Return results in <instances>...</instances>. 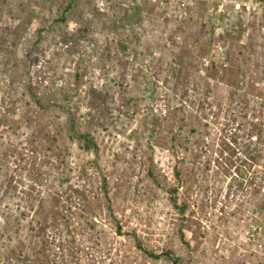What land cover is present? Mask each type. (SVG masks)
<instances>
[{
    "label": "rangeland",
    "instance_id": "374dc122",
    "mask_svg": "<svg viewBox=\"0 0 264 264\" xmlns=\"http://www.w3.org/2000/svg\"><path fill=\"white\" fill-rule=\"evenodd\" d=\"M0 264H264V0H0Z\"/></svg>",
    "mask_w": 264,
    "mask_h": 264
},
{
    "label": "trees",
    "instance_id": "16d2710c",
    "mask_svg": "<svg viewBox=\"0 0 264 264\" xmlns=\"http://www.w3.org/2000/svg\"><path fill=\"white\" fill-rule=\"evenodd\" d=\"M70 6H71V5L68 3L66 9H69ZM64 19H65V18H64V15L61 14V16H60V21H63ZM80 31L82 32L83 30H80Z\"/></svg>",
    "mask_w": 264,
    "mask_h": 264
},
{
    "label": "built area",
    "instance_id": "2783aa9c",
    "mask_svg": "<svg viewBox=\"0 0 264 264\" xmlns=\"http://www.w3.org/2000/svg\"><path fill=\"white\" fill-rule=\"evenodd\" d=\"M242 7H245L246 9H249V8H248V3H243L242 6H241V8H240V6L238 5L236 8H237V9H238V8L242 9Z\"/></svg>",
    "mask_w": 264,
    "mask_h": 264
}]
</instances>
